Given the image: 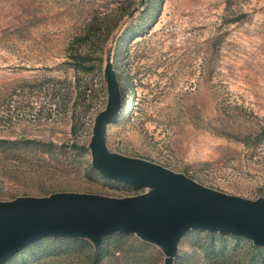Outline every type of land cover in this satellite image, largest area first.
I'll list each match as a JSON object with an SVG mask.
<instances>
[{"label": "rangeland", "instance_id": "rangeland-1", "mask_svg": "<svg viewBox=\"0 0 264 264\" xmlns=\"http://www.w3.org/2000/svg\"><path fill=\"white\" fill-rule=\"evenodd\" d=\"M111 101L107 153L180 186L264 198V0H0V205L155 190L94 164L96 118ZM95 260L264 264V242L193 227L70 231L0 264Z\"/></svg>", "mask_w": 264, "mask_h": 264}, {"label": "water", "instance_id": "water-1", "mask_svg": "<svg viewBox=\"0 0 264 264\" xmlns=\"http://www.w3.org/2000/svg\"><path fill=\"white\" fill-rule=\"evenodd\" d=\"M115 109L111 101L97 115L94 164L105 173H132L156 189L122 198L57 192L4 202L0 205V263L39 236L70 231L141 230L164 236L193 227L264 242L263 197L253 200L204 186H180L142 161L107 153L105 121Z\"/></svg>", "mask_w": 264, "mask_h": 264}, {"label": "trees", "instance_id": "trees-1", "mask_svg": "<svg viewBox=\"0 0 264 264\" xmlns=\"http://www.w3.org/2000/svg\"><path fill=\"white\" fill-rule=\"evenodd\" d=\"M73 57H74V59H73L72 62H73L74 67L75 66H79L81 63H80L79 59H77V55H74ZM262 127H263L262 128V131L264 132V124H263ZM237 237H240V235H238ZM94 264H97V261L96 260L94 261Z\"/></svg>", "mask_w": 264, "mask_h": 264}]
</instances>
